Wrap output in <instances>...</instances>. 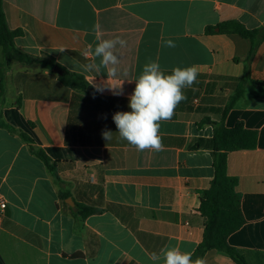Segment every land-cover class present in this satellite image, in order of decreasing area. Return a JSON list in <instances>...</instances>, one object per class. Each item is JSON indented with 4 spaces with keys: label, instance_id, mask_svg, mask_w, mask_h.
Segmentation results:
<instances>
[{
    "label": "crops",
    "instance_id": "0c3cea01",
    "mask_svg": "<svg viewBox=\"0 0 264 264\" xmlns=\"http://www.w3.org/2000/svg\"><path fill=\"white\" fill-rule=\"evenodd\" d=\"M3 10L8 27L23 32L15 39L20 51L54 59L82 75L93 92L66 86L56 68L17 61L6 67L0 264H163L150 257L165 246L193 254L205 230L201 201L215 176L209 141L216 124L231 129L238 122L256 132L258 142L254 150L228 156L246 220L228 242L250 264H264V0H3ZM231 21L257 32H222ZM96 25L102 39L127 41L117 45L127 76L108 80L103 68L81 67L92 61L84 53L98 43ZM167 40L175 47L165 46ZM150 61L166 74L176 67L199 69L193 86L183 90L186 99L160 122L159 152L137 151L112 119L131 111L134 79ZM108 84L122 94L114 95ZM104 130L112 132L110 139ZM21 134L51 159L56 174ZM80 205L96 212L83 218ZM203 261L237 264L217 251Z\"/></svg>",
    "mask_w": 264,
    "mask_h": 264
},
{
    "label": "trees",
    "instance_id": "16d2710c",
    "mask_svg": "<svg viewBox=\"0 0 264 264\" xmlns=\"http://www.w3.org/2000/svg\"><path fill=\"white\" fill-rule=\"evenodd\" d=\"M225 33H236L243 37H252L257 31L248 30L239 21H231L220 26ZM211 32V29L208 30ZM23 34L21 30L12 31L7 24L3 10V0H0V48L3 52V62H0V110L2 98L5 94L6 67L17 61L25 65L38 64L44 69L53 70L58 67L63 73L61 81L68 87L76 90L90 89L82 75L69 72L54 59L35 58L20 51L15 44V39ZM243 95L240 90L225 109V114L235 105ZM22 138L29 143L35 154L46 164L51 172L56 174L55 165L51 159L41 150L37 149L31 138L21 134ZM258 136L254 131L245 128L242 122H238L234 128H226L216 124L214 137L209 141L213 150L215 176L210 188L205 192L201 201L200 212L205 220V230L202 242L192 254L193 261L198 258L204 259L211 251L226 254L237 264H250L242 251L232 247L228 239L240 230L246 223L242 211V198L237 191L238 179L228 174V156L232 152L241 150H254L257 147ZM202 145L199 141L196 147ZM83 218L94 214L96 211L87 206H78Z\"/></svg>",
    "mask_w": 264,
    "mask_h": 264
},
{
    "label": "clouds",
    "instance_id": "9594fccd",
    "mask_svg": "<svg viewBox=\"0 0 264 264\" xmlns=\"http://www.w3.org/2000/svg\"><path fill=\"white\" fill-rule=\"evenodd\" d=\"M95 46L89 44L84 55H91L92 61L81 65L85 71H97L101 68L107 72L108 80L116 79L127 71L121 72L119 49L127 46V41L121 37L102 39L99 34V25L95 26ZM167 47H175L172 40L164 42ZM61 48L59 51H63ZM99 58V63L96 59ZM46 74H47V70ZM199 74L198 66L191 65L185 68L176 67L170 74H166L158 61H150L143 66L142 73L135 80V88L128 97L130 112H116L112 119L118 129L120 137L126 140L137 151H162L164 148L162 137L159 134L160 122L170 120L176 107L186 99L185 88H191ZM124 81V80H123ZM123 81L120 83L122 85ZM131 82V81H129ZM114 95L122 94V88L108 84ZM102 92L103 85H93ZM119 89V91H116ZM111 131H102L104 139L111 138ZM153 261H163V264H204L200 258L193 261L192 254L182 252L178 247L162 248L160 253H152Z\"/></svg>",
    "mask_w": 264,
    "mask_h": 264
},
{
    "label": "built area",
    "instance_id": "2783aa9c",
    "mask_svg": "<svg viewBox=\"0 0 264 264\" xmlns=\"http://www.w3.org/2000/svg\"><path fill=\"white\" fill-rule=\"evenodd\" d=\"M7 209V202L2 194H0V224L3 219V216Z\"/></svg>",
    "mask_w": 264,
    "mask_h": 264
},
{
    "label": "water",
    "instance_id": "95a60500",
    "mask_svg": "<svg viewBox=\"0 0 264 264\" xmlns=\"http://www.w3.org/2000/svg\"><path fill=\"white\" fill-rule=\"evenodd\" d=\"M56 70L58 71V72H60L61 74L63 73L58 67H56ZM73 204V203H72Z\"/></svg>",
    "mask_w": 264,
    "mask_h": 264
}]
</instances>
